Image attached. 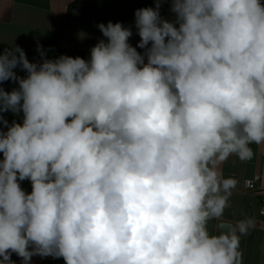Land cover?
<instances>
[{"label":"clouds","instance_id":"9594fccd","mask_svg":"<svg viewBox=\"0 0 264 264\" xmlns=\"http://www.w3.org/2000/svg\"><path fill=\"white\" fill-rule=\"evenodd\" d=\"M134 15L135 47L109 21L87 60L0 53V85H19L0 86V264H242L254 219L208 224L236 186L218 166L264 144V5L155 0Z\"/></svg>","mask_w":264,"mask_h":264},{"label":"crops","instance_id":"0c3cea01","mask_svg":"<svg viewBox=\"0 0 264 264\" xmlns=\"http://www.w3.org/2000/svg\"><path fill=\"white\" fill-rule=\"evenodd\" d=\"M260 2L264 5V0ZM146 7L154 8L155 0H0V53L19 47L33 63L42 62L43 58L56 59L61 55L79 56L87 60L91 48L99 40L106 39L97 25H107L109 21L131 27L133 35L129 43L135 47L140 37L136 32L134 13ZM170 7V3H163L160 13L163 18L174 21L175 14L170 11ZM38 45H41L44 57L37 51ZM137 51L143 53L144 50L137 48ZM14 71L20 77L27 76V72L19 67ZM0 86L8 92L19 87L18 83L11 80ZM3 116L9 124L14 120L22 123V112H5ZM250 147L254 153L250 160L242 161L233 155L218 166L221 178L237 177L240 184L237 189H232L223 215L211 220L208 228L210 234L219 235L228 230L221 227L223 223L233 228L241 220L254 219L255 226L249 229L247 235L240 237L239 251L242 253V264H264L261 196L244 191L241 184L245 179L260 175L261 191L264 193V144H252ZM21 187L27 193L31 192L29 180L21 182ZM11 259L16 264H22V258L15 253ZM31 264H65V261L51 256H33Z\"/></svg>","mask_w":264,"mask_h":264},{"label":"built area","instance_id":"2783aa9c","mask_svg":"<svg viewBox=\"0 0 264 264\" xmlns=\"http://www.w3.org/2000/svg\"><path fill=\"white\" fill-rule=\"evenodd\" d=\"M136 32H137V30H136ZM227 178H231V179L236 181V186L234 189H237L239 187L240 180L237 177H227ZM260 179H261L260 175H254L252 178H248V179L243 180V182L241 184H242V189L244 191H249L252 194L261 196L262 207H261L260 213L262 215H264V193L261 191L262 188L260 186Z\"/></svg>","mask_w":264,"mask_h":264},{"label":"water","instance_id":"95a60500","mask_svg":"<svg viewBox=\"0 0 264 264\" xmlns=\"http://www.w3.org/2000/svg\"><path fill=\"white\" fill-rule=\"evenodd\" d=\"M222 228H225V229H229V228H232V226L230 224H227V223H223L221 225Z\"/></svg>","mask_w":264,"mask_h":264},{"label":"trees","instance_id":"16d2710c","mask_svg":"<svg viewBox=\"0 0 264 264\" xmlns=\"http://www.w3.org/2000/svg\"><path fill=\"white\" fill-rule=\"evenodd\" d=\"M42 45V44H41ZM41 45H39V46H41ZM49 44H47L46 46H48Z\"/></svg>","mask_w":264,"mask_h":264}]
</instances>
